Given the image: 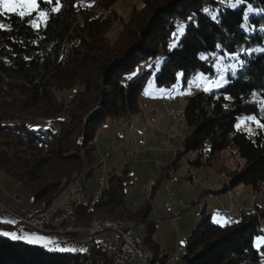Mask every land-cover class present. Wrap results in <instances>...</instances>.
<instances>
[{
  "label": "trees",
  "instance_id": "16d2710c",
  "mask_svg": "<svg viewBox=\"0 0 264 264\" xmlns=\"http://www.w3.org/2000/svg\"><path fill=\"white\" fill-rule=\"evenodd\" d=\"M117 1L60 0V10L53 13L55 2L38 0L32 18L0 15L4 25L0 27V172L29 191L32 204L49 202L57 196L62 179H77L84 168L85 178L92 174L100 164L96 130L108 118L129 123L140 112V98L150 81L169 91L181 76L180 89L198 73L218 77L215 63L231 58L237 68L228 72L224 86L207 91L199 87L186 96L182 115L189 133L170 165L174 169L183 156L195 152L194 159L185 161L199 166L203 151L228 149L244 164L230 173L220 190L208 191L217 195L240 184L262 191L264 129L249 135L236 129L235 122L238 116L251 114L264 125V0H242L244 4L237 7L223 4L226 0H141V8L132 6L127 19L117 12ZM247 4L254 13L245 11ZM40 11L47 17L40 19ZM119 24L121 29L111 41L107 33ZM160 55L165 60L154 73ZM39 117L43 121L29 127ZM168 178L169 169L161 168L149 194L128 207L126 189L132 180L125 166L121 175L109 178L108 188L93 206H77L76 221L86 225L94 215L135 222L144 232L153 262L165 264L169 256L153 240L157 221L149 214L155 190ZM199 212V223L184 246V264L259 262L264 245L256 249L253 240L263 234L264 210L255 206V211L239 212L227 224L213 221L205 206ZM16 227L0 221V264L110 262L99 239L88 249L89 256L81 257L2 234Z\"/></svg>",
  "mask_w": 264,
  "mask_h": 264
},
{
  "label": "rangeland",
  "instance_id": "374dc122",
  "mask_svg": "<svg viewBox=\"0 0 264 264\" xmlns=\"http://www.w3.org/2000/svg\"><path fill=\"white\" fill-rule=\"evenodd\" d=\"M223 4L230 7H237L244 3H238L237 0H226ZM141 5V0H118L116 3V9L124 19H127L132 6L140 9ZM100 11V9L96 10V14ZM245 11L248 13L255 12V10H253L248 4L246 5ZM120 29L121 25L119 24L114 25L108 31L107 36L111 41L116 38ZM178 32L181 34L182 31L179 30ZM164 60L165 58L163 55H160L155 59L153 66L154 73H158ZM147 67L151 68L152 65L150 64ZM214 67L219 72L218 77L210 79L208 75L198 73L190 78L187 86L181 87L180 89L179 85L181 82V76L178 77L174 89H170L169 91L165 88L155 86L153 80L150 81L140 98V112L133 114L129 123H115L112 119L108 118L96 130L94 141L96 144L95 155L100 164H95V168L88 178H85V174L88 170L87 168L83 169L79 177L80 180H83L87 192L91 193L90 195H93L95 191L103 193L108 188L109 178L113 175H121L123 168L127 166L131 175L132 186L126 189V204L128 207L135 206L145 195L149 194L151 183L155 181L161 169L159 166L150 164L147 161L132 162L131 153L135 152L134 144L145 141L144 144L149 151L143 156L148 158V160L153 159L163 161L164 164L167 165L171 175L174 177L173 181H170V178H168V180L164 179L163 182L160 183V186L155 190L151 199L153 209L149 214V219H155L157 221V230L153 234V240L159 244L162 253L171 256L177 251V249H179L178 258L175 264H184V260L182 259L185 252L184 246L191 231L197 226L200 220V209L197 204H200V206L206 205L208 210L220 209V203L223 205V203L220 202L221 198L219 199L221 196H216V194H213L208 190H220L224 184H227L228 177L223 184L221 181L225 176L224 173L229 176L231 172L239 169L244 164V160L241 157L227 149L214 153H210L208 150L203 151L201 154V164L199 166L190 165L185 161V157L194 159L196 156L195 152H189L179 161H175L176 166L174 169L170 165V163L175 160L176 151L180 148L182 139L187 133H189V129L184 125L182 115V110L186 103V96L193 94L199 87L207 91L224 86L227 83L226 76L228 75V72L233 73L236 71L237 61H232L231 58L226 61L221 60L216 62ZM169 96H174L173 102L170 100L167 102V99H170ZM69 100L70 97H67L66 101ZM169 109H175L178 111L175 119L168 117L167 110ZM249 117L254 116L251 114H242L238 116L235 122V127L249 135H254L256 131L261 128V123L257 118L254 117L255 119H248ZM151 120H154L161 129L153 134V137H144L143 127L148 126ZM35 121V125L29 124V127L37 126V121L42 122L43 119L39 117L36 118ZM188 175L192 176V180L187 179ZM99 178H102V184L99 183ZM63 180L65 179H62V181ZM165 187L179 191L180 198L184 203L180 209L181 218L176 225L177 231L170 223L169 214L164 207V201L167 198ZM229 191L230 192H228V190L226 192H220L217 195H227L230 201V208L232 206L231 201H234L233 206L245 205V209L242 211L239 210V212L255 211V206L258 207L259 211L264 210V189L260 192H255L250 187L240 184ZM234 195L240 200H237ZM11 196L19 197L22 206H29L31 204V193L26 189L19 187V185H17L12 179L6 177L1 171L0 203L5 205V201L9 200L12 204L13 199ZM222 201H224V204L226 205L225 197L222 198ZM193 202L197 203L192 205ZM21 209L23 211L25 208ZM14 210L16 211V209ZM222 210L226 211L227 209H220V211ZM232 210H234V207L229 211ZM211 215L212 220L217 222L218 216L214 215L213 212ZM237 216L238 213H236V218ZM0 218L2 220L7 218V220L17 222L16 218L14 219V217L6 212L0 213ZM217 223H222V221ZM16 225L17 227L27 228L19 225L18 222ZM140 227V225H136V230ZM260 227L263 234L255 236L253 240V245L256 249H260V247L264 245V215L260 217ZM16 228L10 229L9 232ZM21 230L22 229H20V231ZM27 230L31 236L30 238L25 237L23 240L27 241L29 244L33 243V245L38 246L43 245L49 249L50 246L44 243L46 242L50 244L57 241L59 245L66 243L64 246H56V249L58 250L65 248L76 249L69 251L79 253L81 257L89 256L88 246L86 244L84 245L81 241L74 243L69 241L63 242L62 236L59 234L41 233L30 228H27ZM137 232L141 237L144 236L142 230L139 229ZM36 237H43L44 239H37L36 242H31L36 239ZM54 245H56V243ZM79 249H84V251H79ZM153 264L155 263L153 262ZM256 264H264V250L260 251V260Z\"/></svg>",
  "mask_w": 264,
  "mask_h": 264
},
{
  "label": "built area",
  "instance_id": "2783aa9c",
  "mask_svg": "<svg viewBox=\"0 0 264 264\" xmlns=\"http://www.w3.org/2000/svg\"><path fill=\"white\" fill-rule=\"evenodd\" d=\"M174 99V96H169ZM178 111H167L170 118L177 117ZM153 137V135H146V137ZM133 138V137H132ZM144 143H138L140 151L144 150ZM138 156H135V160ZM150 164H160V168H165L167 165L159 163V161H147ZM170 181H173V176L169 172ZM85 181V180H84ZM100 183V178H99ZM166 190L171 191V206H169V220L177 231V222L181 218L180 205H184L180 199V194L168 187ZM88 193L83 180H72L71 183L66 185L62 193L47 204H40V200L35 204L23 209L26 215L16 214L12 211V206H3L0 204V213L7 212L17 219L19 225L30 228L32 230L46 233V234H59L62 236L63 242H77L81 241L84 245L91 243L94 239H105L107 246L112 250V264H142L143 257L145 256L140 245H138V236L135 234V229H126L122 227H113V225H96L90 230L75 231L74 224L71 223V213L68 212V205L72 199L77 197H87ZM17 202H20L19 197H15ZM65 203V211L62 213H55V204ZM91 205L88 207V209ZM239 207L235 206L232 211H213L216 216H221L230 220V214L239 213ZM11 232L19 235L20 230L14 229ZM178 258V249L171 256H169V264H174Z\"/></svg>",
  "mask_w": 264,
  "mask_h": 264
},
{
  "label": "bare ground",
  "instance_id": "6f19581e",
  "mask_svg": "<svg viewBox=\"0 0 264 264\" xmlns=\"http://www.w3.org/2000/svg\"><path fill=\"white\" fill-rule=\"evenodd\" d=\"M168 100L173 102L174 99H172V98L167 99V102H168ZM167 111H177V110L169 109ZM171 119H174V118H171ZM160 129L161 128L159 127V125L154 120H151L150 123L148 124V126L143 127L144 137H146V135H153L157 131H159ZM150 132H151V134H150ZM134 145H135V152L131 153L132 162H134V161L135 162L136 161H150V160H148V158H145L143 156L149 150L145 146V144H144V150L145 151H140L138 144H134ZM135 156H138V158L136 160H135ZM151 160H153V159H151ZM155 161H158V160H155ZM159 163L164 164L163 161H159ZM154 165L160 167V164H154ZM71 182H72V180H63L61 185H60V189H59L57 196L54 197L53 199H56L60 195V193H62L63 188ZM100 183L102 184V178H100ZM166 192H167V198L164 201V207L169 214V206H171V191L166 190ZM177 192L180 194L179 191H177ZM228 192H230V191H228ZM100 194L101 193L99 191H95V193L93 195H87V197H77V198L71 200L70 204L68 205V212L71 213V223L74 224V230L75 231L90 230V229L94 228V226H96V225H107V224L113 225V227L135 229V234L138 236V245H140L141 249L143 250V252L145 254V256L143 257V260H142V264H153L152 253H151L150 249L145 245L143 238L137 232L135 222L124 220V219H119V218H99V217L93 216L91 218L90 222L86 225H81V224L77 223L76 211H75L77 206H80V205H82V206H85V205L93 206L96 203V201L99 199ZM49 202L46 200H40V204H47ZM231 202H232V207H234L233 206L234 201H231ZM197 206L199 209L202 208V206H200V204H197ZM240 206H242V205H240ZM181 207H182V205H180V209H181ZM244 209H245V205H243V207H239V210H241V211ZM64 211H65V203H56L55 204V213H62ZM235 218H236V213L230 214V221H233ZM96 240H98V239H94L93 241H91V243H87L86 245L88 246V248H91L94 245ZM99 240L103 241V244L105 245L104 248L109 253V255L111 257L109 264H112V250H111V248L107 246V241L105 239H99ZM178 251H179V249H178ZM155 264H159V263H155ZM165 264H169V258L167 259ZM174 264H175V262H174Z\"/></svg>",
  "mask_w": 264,
  "mask_h": 264
},
{
  "label": "snow or ice",
  "instance_id": "6c2138e0",
  "mask_svg": "<svg viewBox=\"0 0 264 264\" xmlns=\"http://www.w3.org/2000/svg\"><path fill=\"white\" fill-rule=\"evenodd\" d=\"M39 2H42V0H39ZM38 0H0V15H3L5 13L8 14H16L20 16L21 19L25 17L32 18L34 13L36 12L37 8L39 7ZM49 3L55 2L56 7L51 8V12L55 13L60 10V0H48ZM237 2H242V0H237ZM40 18H46L47 13L45 11L39 12ZM35 25V21H33ZM0 27H4L3 24H0ZM180 31H183V27L181 26ZM248 119H255L254 117H249ZM262 129H264V125H260ZM223 221L224 224L234 222L227 220L223 217L217 218V222ZM5 236H10L12 239H20L22 237H19L14 232H4L2 233ZM34 235V234H33ZM37 239H44L43 237H36V239L32 240L31 242H36ZM61 251H69V250H76V249H59ZM79 251H84V249H79Z\"/></svg>",
  "mask_w": 264,
  "mask_h": 264
},
{
  "label": "crops",
  "instance_id": "0c3cea01",
  "mask_svg": "<svg viewBox=\"0 0 264 264\" xmlns=\"http://www.w3.org/2000/svg\"><path fill=\"white\" fill-rule=\"evenodd\" d=\"M224 177L221 179V181H222V184L225 182V180H226V178L228 177L227 175H226V173H224ZM15 196H17V195H15ZM15 196H11V198L13 199L12 200V204L10 203V201L9 200H7V201H5V205L4 204H2V203H0V204H2V205H4V206H12V211L13 212H15L16 214H20V215H26V213L24 212V211H22V209L21 208H27V207H29V206H22L21 205V201L20 202H17L16 200H15ZM216 196H221V197H219V199H220V202H222L223 203V205L220 203V209H227L226 211H229L230 209H232V206H231V208H230V201H229V199H228V197H227V195L225 196V195H216ZM235 196V195H234ZM223 197H225V200H226V205L224 204V201H222V198ZM235 198H236V196H235ZM237 200H240V199H238V198H236ZM239 205V204H238ZM237 206V205H236ZM205 208H206V212L207 213H211L212 214V212L213 211H220V209H210V210H208L207 209V207H206V205H205ZM230 208V209H229ZM14 209H16V211L14 210ZM229 209V210H228ZM3 213V212H2ZM7 213V212H6ZM9 214V213H8ZM9 215H11V214H9ZM12 216V215H11ZM13 217V216H12ZM15 219V218H14ZM0 221H2V222H8V223H11V224H16L17 222L16 221H12V220H7V218H5V219H1L0 218ZM17 230H20V229H22L21 230V233L19 234V235H17V236H19V237H21L22 236V238H20V239H17V240H22V241H24L23 239L25 238V237H29L30 238V236H31V234L29 233V231L27 230V228H23V227H17L16 228ZM24 242H26V243H28L27 241H24ZM56 243V245H54ZM31 244H33V243H31ZM44 244H47V245H49L50 246V250H57V251H59L58 249H56V246H64L65 244H63V245H59V243L56 241V242H53V243H44ZM41 247L42 248H44V249H48V247H44L43 245H41ZM168 255V254H167ZM169 256V255H168Z\"/></svg>",
  "mask_w": 264,
  "mask_h": 264
}]
</instances>
